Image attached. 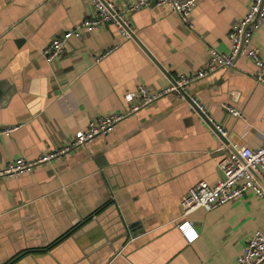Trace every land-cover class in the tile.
<instances>
[{"label":"crops","instance_id":"obj_1","mask_svg":"<svg viewBox=\"0 0 264 264\" xmlns=\"http://www.w3.org/2000/svg\"><path fill=\"white\" fill-rule=\"evenodd\" d=\"M105 1L119 7L126 0ZM250 2L197 0L192 27L165 6L141 8L128 19L176 81L199 71L209 49L229 50L230 24ZM93 13L90 0H0V128L20 125L0 136V167L59 151L100 115L126 112L128 95L138 98L141 85L151 92L171 85L113 24L69 39L60 57L46 62L42 49L50 40ZM254 42L264 58V23ZM254 71L241 56L234 67L184 87L224 135L194 104L169 92L108 134L31 171L1 177L0 264H236L247 238L255 230L264 235V200L246 192L183 217L181 200L199 181L222 177L223 154L261 145L264 86ZM258 177L264 188V170ZM185 220L197 233L192 242L178 227Z\"/></svg>","mask_w":264,"mask_h":264},{"label":"built area","instance_id":"obj_2","mask_svg":"<svg viewBox=\"0 0 264 264\" xmlns=\"http://www.w3.org/2000/svg\"><path fill=\"white\" fill-rule=\"evenodd\" d=\"M94 5V13L75 23L61 35L54 37L42 49L46 62H52L63 53L66 42L71 38H82L86 32H94L107 24H113L124 38H131L132 25L128 19L129 13L144 7H168L169 10L185 25L192 27V11L197 0H126L121 6H116L112 1L90 0ZM264 23V0H251L246 13L234 19L228 31L229 50L220 52L215 48L209 49V58L205 65L196 73L180 74L176 84L151 92L145 86L138 87V98L128 95L130 101L126 112H107L90 121L87 128L76 134L74 140L59 151L42 155L36 160L16 158L0 167V178L10 177L31 171L34 166L67 154L69 150L78 145H84L97 136H104L113 130L115 125L141 107L150 104L159 96L174 92L184 97L178 88L184 89L189 83L204 78L218 69L234 67L239 57L250 60L254 66L253 73L256 81L264 86V58L260 47L255 44V34ZM111 49L101 51L94 56V61L99 62ZM206 116L205 107L192 99ZM227 111L238 115L235 109L224 105ZM209 119V117H208ZM211 120V119H210ZM216 130L224 135L220 125H214ZM20 125H11L0 128V136L9 135ZM218 168L222 177L214 183L199 181L191 187L181 200L182 217L187 216L197 209L211 211L233 199L242 197L246 192H252L264 200V188L256 180L255 174L260 175L264 170V133L262 143L256 148L234 147L221 156ZM188 242H192L197 233L187 220L178 224ZM236 264H264V235L260 230H255L246 240L241 252L236 257Z\"/></svg>","mask_w":264,"mask_h":264},{"label":"water","instance_id":"obj_3","mask_svg":"<svg viewBox=\"0 0 264 264\" xmlns=\"http://www.w3.org/2000/svg\"><path fill=\"white\" fill-rule=\"evenodd\" d=\"M131 36H132V38L140 45V47L149 55V57L155 62V64L160 68V70L161 71H163V73H165L166 75H168L169 77H170V75H169V73H167L164 69H163V67L159 64V63H157L156 61H155V59H154V57H152V55L148 52V50L144 47V45L139 41V39L135 36V34L134 33H131ZM170 79H171V82L173 83V84H176V81L172 78V77H170ZM178 91L184 96V98L185 99H187L189 102H191L192 104H194L195 106H196V110L200 113V115H202V117L206 120V121H208V124L209 125H212L214 128H215V126L213 125V123H212V121H210L207 117H206V115L201 111V110H199V108L197 107V105L193 102V100H192V98L186 93V91L184 90V89H181V88H178ZM220 135V134H219ZM221 138V140L223 141V142H227L226 141V139L224 138V137H222V136H220ZM255 178H256V180L260 183V182H262L261 181V179L258 177V175H256L255 174ZM262 184V183H261ZM133 227V226H132Z\"/></svg>","mask_w":264,"mask_h":264}]
</instances>
